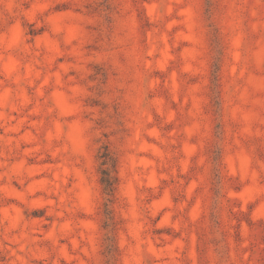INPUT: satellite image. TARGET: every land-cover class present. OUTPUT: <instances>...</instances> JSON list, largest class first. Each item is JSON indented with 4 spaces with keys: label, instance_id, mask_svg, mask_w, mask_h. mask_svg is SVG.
Instances as JSON below:
<instances>
[{
    "label": "rangeland",
    "instance_id": "rangeland-1",
    "mask_svg": "<svg viewBox=\"0 0 264 264\" xmlns=\"http://www.w3.org/2000/svg\"><path fill=\"white\" fill-rule=\"evenodd\" d=\"M0 264H264V0H0Z\"/></svg>",
    "mask_w": 264,
    "mask_h": 264
}]
</instances>
